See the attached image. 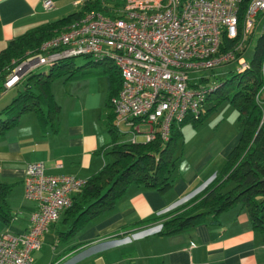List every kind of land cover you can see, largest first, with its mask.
Segmentation results:
<instances>
[{
	"label": "crops",
	"instance_id": "1",
	"mask_svg": "<svg viewBox=\"0 0 264 264\" xmlns=\"http://www.w3.org/2000/svg\"><path fill=\"white\" fill-rule=\"evenodd\" d=\"M42 1L0 0V50L27 29L79 8L74 0H52L53 7L46 9ZM54 86L53 95L60 105L56 129L43 128L35 112L25 111L0 136V181L14 183L7 195L13 217L8 225L0 220V234L20 232L30 225L35 201L24 192L28 162L42 161L47 173L88 178L107 160L105 153L112 135L108 127L111 107L107 104L106 74L62 77ZM237 136L236 132L220 148L217 162H223ZM210 162H216V158L208 150L189 173L174 171L177 178L162 193L129 185L113 208L88 221L68 239L59 237L70 222L65 219L66 210L62 211L44 234H51L52 242L67 243L52 262L60 264L69 259L64 264H264V232L253 229L242 205L223 211L217 224L201 222L171 235L158 232V220L143 222L174 209L207 185L218 172L210 167L203 169ZM34 256V264H38L35 253Z\"/></svg>",
	"mask_w": 264,
	"mask_h": 264
},
{
	"label": "built area",
	"instance_id": "2",
	"mask_svg": "<svg viewBox=\"0 0 264 264\" xmlns=\"http://www.w3.org/2000/svg\"><path fill=\"white\" fill-rule=\"evenodd\" d=\"M84 1L74 0V4L80 6ZM241 2L124 0L112 16L89 11L42 41L36 52L27 51L26 56L13 59L3 92L16 87L40 65L89 54L112 61L119 69L121 85L110 98L118 134L130 133L126 139L130 142L166 140L173 123L198 115L215 86L195 83L192 72L230 61H237L239 71L248 67L243 51L256 26L264 27V0H250L240 22ZM42 3L46 9L53 7L52 0ZM223 36L235 40L232 46L225 47ZM262 71L264 76L263 67ZM256 97L260 100V91ZM121 124L127 129L122 131ZM141 124H148V129L143 131ZM138 134L144 140H138ZM23 182L26 197L35 201L30 225L20 232L0 234V264H34L42 237L72 205L73 195L86 178L47 173L42 161H31L26 164ZM155 226L159 230L161 221Z\"/></svg>",
	"mask_w": 264,
	"mask_h": 264
},
{
	"label": "trees",
	"instance_id": "3",
	"mask_svg": "<svg viewBox=\"0 0 264 264\" xmlns=\"http://www.w3.org/2000/svg\"><path fill=\"white\" fill-rule=\"evenodd\" d=\"M250 0H242L239 20ZM124 0H85L79 8L52 21H45L9 40L0 50V94L3 81L14 65L12 60L26 56V52H36L42 41L55 32L63 30L74 19L95 10L106 15H115ZM261 12L257 16V20ZM225 47L235 40L222 37ZM88 61L76 64L77 55L60 58L48 65L47 70L32 71L18 84L16 94L0 110V136L13 127L21 113L33 111L43 128L56 129L60 105L55 100L50 83L55 77H83L105 73L108 82L107 104L121 85L119 69L112 61L100 60L89 54ZM244 70L230 71V77L215 83L208 91L205 106L197 116L187 115L178 123H173L166 140L157 137L148 141L130 142L118 140V132L113 126V111L108 114V127L112 143L103 167L86 178L83 187L73 195L72 205L66 209V220L70 219L65 231L59 237L70 238L88 221L100 216L115 206L131 184L168 190L177 178L174 174L178 156L174 154L177 141L183 135L178 124L191 120L198 126L204 117L215 109L220 101H228L237 110L239 139L227 153L225 161L213 179L199 192L174 209L146 219L143 222L161 221L159 233L171 235L189 230L196 224L206 222L217 224L220 214L236 205H242L248 212L252 227L264 232V27L259 33L252 58ZM102 66L101 68H96ZM260 91V100L256 95ZM213 95V100L209 101ZM232 182L233 185L224 189ZM14 183L0 181V220L8 225L12 211L7 203V195Z\"/></svg>",
	"mask_w": 264,
	"mask_h": 264
},
{
	"label": "rangeland",
	"instance_id": "4",
	"mask_svg": "<svg viewBox=\"0 0 264 264\" xmlns=\"http://www.w3.org/2000/svg\"><path fill=\"white\" fill-rule=\"evenodd\" d=\"M109 3L112 0H107ZM262 31V25L258 24L254 30L253 36L249 42H247L245 50L243 51V57L246 61H249L252 58L254 45L258 38L259 33ZM89 58L85 55H77L74 57L76 64H82L88 61ZM237 61H230L214 68H206L197 72H192L191 76L194 77L195 83L201 82L202 84L213 85L220 80H225L230 77L231 72L237 69ZM48 65H40L34 69V71L47 70ZM62 77H55L51 83V91L55 89L54 84L61 80ZM207 77V78H203ZM17 86L10 88L6 91H2L0 94V110L11 101L12 97L16 94ZM213 100V95L209 101ZM182 130V137L178 139L176 149L174 154L178 156L177 164L175 171L189 173L194 166L200 161V158L206 154V151H210L213 156L216 158V162H210L208 165H204V168L210 167V169H218L222 167L223 162H217L220 155V148L225 146V143L232 139L237 132V138L239 137V132L237 129V110L235 107L228 101V99H223L220 101L215 109L209 112L202 122L198 126H194L191 120H187L182 124H178ZM120 128L122 131L127 129V126L121 124ZM140 128L143 131L148 129V124H141ZM131 137V134L126 132L118 134V140H126ZM138 140H144L142 134H138ZM239 139V138H238ZM238 141V140H237ZM236 144V143H235ZM234 144V145H235ZM212 169V170H213ZM216 174H213V177ZM233 185L232 182H229L224 189H228ZM53 241V236L51 234L42 237L41 248L35 251L34 253L37 256L38 264H55L52 260L62 251V249L67 245L64 240ZM70 242V241H69ZM72 242V241H71ZM69 259H66L67 262ZM62 262L60 264H64ZM81 264V262L79 263Z\"/></svg>",
	"mask_w": 264,
	"mask_h": 264
}]
</instances>
